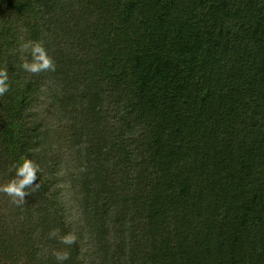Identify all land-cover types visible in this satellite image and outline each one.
<instances>
[{"label": "trees", "instance_id": "obj_1", "mask_svg": "<svg viewBox=\"0 0 264 264\" xmlns=\"http://www.w3.org/2000/svg\"><path fill=\"white\" fill-rule=\"evenodd\" d=\"M102 1L0 0V264H264V0Z\"/></svg>", "mask_w": 264, "mask_h": 264}, {"label": "clouds", "instance_id": "obj_2", "mask_svg": "<svg viewBox=\"0 0 264 264\" xmlns=\"http://www.w3.org/2000/svg\"><path fill=\"white\" fill-rule=\"evenodd\" d=\"M37 53L39 55H36ZM33 56L35 57V62L32 64L25 63L23 65L25 70L36 73L52 67L50 59L47 58L44 49L40 46L37 45L33 48ZM6 81V74L0 72V94H3L8 90ZM38 172V166L31 159L22 158V162L17 166L16 170V176L18 178L22 177V179H13L9 184L0 188V191H3L13 198H18L19 201H23L26 196L25 189L33 185V183L37 180ZM14 202L16 201L14 200ZM64 242L71 243L72 241L66 238ZM56 256L57 260H64L67 258L66 256H61L60 254H56Z\"/></svg>", "mask_w": 264, "mask_h": 264}, {"label": "rangeland", "instance_id": "obj_3", "mask_svg": "<svg viewBox=\"0 0 264 264\" xmlns=\"http://www.w3.org/2000/svg\"><path fill=\"white\" fill-rule=\"evenodd\" d=\"M89 4H92V5H94L95 6V4H100V2L102 1V0H86ZM103 2V1H102ZM94 6H92V7H94ZM107 6V5H106ZM123 11V10H122ZM121 11V12H122ZM113 13H115L116 14V12L113 10ZM115 16H117V14L115 15ZM123 26V25H122Z\"/></svg>", "mask_w": 264, "mask_h": 264}]
</instances>
